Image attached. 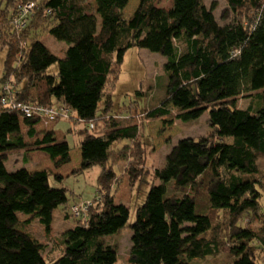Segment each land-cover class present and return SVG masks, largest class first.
<instances>
[{
    "label": "trees",
    "instance_id": "16d2710c",
    "mask_svg": "<svg viewBox=\"0 0 264 264\" xmlns=\"http://www.w3.org/2000/svg\"><path fill=\"white\" fill-rule=\"evenodd\" d=\"M129 1L0 0L1 85L11 82L19 101L83 109L82 162L73 174L100 168L85 218L72 217L69 209L79 203L71 204L65 217L73 218V228L53 238V213L67 210L68 198L64 188L49 185V178H62L49 170L9 172L5 162L18 150L41 151L58 169L69 163L71 148L52 131L32 143H25L17 129L7 135L15 113L0 103V264H115L117 244L106 238L127 225L132 230L128 264H194L221 254L229 264H258L256 251L264 250L258 182L264 159V0H224L231 20L222 25L214 17V3L206 7L203 0H188L198 27L192 37L183 20L185 0H172L169 9L137 0L125 20L122 11ZM20 2L36 7L16 33L10 17ZM44 33L66 47L53 53L41 39ZM133 48L163 56L167 75L160 105L140 115L116 109L113 102L119 82L114 54ZM53 65L56 72L49 74ZM242 97H254L257 109L238 108ZM207 110L209 133L177 141L164 165L153 170L159 183L151 185L129 224V208L114 203L120 179L109 165L111 145L128 141L124 172L135 191L147 175L139 124L173 115L194 121ZM23 119L33 137L39 120ZM95 130L100 133H89ZM19 213L36 217L48 234L26 231L23 223L29 220L20 221ZM245 217L259 223L242 225Z\"/></svg>",
    "mask_w": 264,
    "mask_h": 264
},
{
    "label": "rangeland",
    "instance_id": "374dc122",
    "mask_svg": "<svg viewBox=\"0 0 264 264\" xmlns=\"http://www.w3.org/2000/svg\"><path fill=\"white\" fill-rule=\"evenodd\" d=\"M206 7H210L211 3L215 4L214 17L219 24L229 23L231 19H228V9L224 0H203ZM154 4L157 7L169 9L172 6V0H154ZM137 6V0H130L127 6L123 9V18L127 20L134 12ZM183 20L185 23L186 34L189 37L198 34V27L191 17V5L188 0L182 3ZM257 21V20H256ZM43 43L50 48L53 53H60L65 46L64 43L54 40L52 37L44 33L41 36ZM63 45V46H62ZM61 55V54H57ZM4 53H0V87L1 79L4 75L3 67ZM114 60L119 66V82L117 89L113 95V102L115 108H127L132 112H136L138 115L142 114L145 110H150L158 107L162 102L167 84V75L163 69L165 58L158 53H152L145 49L133 48L126 52H119L114 54ZM49 74H55L56 65H53L48 70ZM249 106L255 110L258 107V103L254 97H242L238 101V108L245 109ZM124 108V109H125ZM133 108V109H132ZM135 109V110H134ZM253 110V111H254ZM73 114V113H72ZM128 115V111L125 113ZM208 110L194 121H182L176 119L175 115L172 117L163 119H157L148 123L141 122L139 124V131L141 139L147 148V161L146 170L147 175L140 181L139 187L135 191H130L129 185L119 183L118 192L115 195V204L125 205L129 207V221L132 223L135 219V209L140 206L149 191L152 184L157 185L158 180L152 178V173L155 168L162 167L164 165L165 156L169 153L171 148L182 138H198L205 136L209 133ZM60 130L63 133L67 131V124L64 121H59ZM92 135H98L99 130L89 131ZM73 136L67 137V141L71 147H74L72 153L73 160L71 165H76L78 162V146L74 144ZM126 140H120L110 147L111 152H116L117 157L128 159ZM112 154V153H111ZM122 155V156H121ZM8 156L5 162L7 170L9 172H15L23 169L22 167H28L27 165L15 164L13 160ZM113 158V154L111 155ZM118 159V158H116ZM115 160V158H113ZM120 161V160H118ZM117 161V162H118ZM117 177L124 174L125 165H118L117 163L109 161ZM43 164L42 161L38 162ZM79 164V163H78ZM77 164V165H78ZM76 165V166H77ZM76 166H69V170H73ZM50 171V170H49ZM69 171V172H70ZM51 172V171H50ZM68 172V173H69ZM100 172L99 167L94 166L90 169L83 171V173L73 174L67 173L62 183L55 181L53 177L49 178V185L53 188H64L68 198L67 210L64 211V207H59L53 213L52 232L51 235L56 237L59 234H63L65 231L73 228L74 220L72 217L66 218L65 214H68V208L73 203H91L96 195V179ZM52 173V172H51ZM259 189H260V202L262 211L264 213V159L259 160V175H258ZM20 221L29 220V223H23L26 231L30 232L34 236L39 234H48L45 232L43 225H41L36 217L17 214ZM259 220H252L249 217L243 219L242 225L257 226ZM132 230L128 227H124L117 234L108 236L106 240L112 244H117V261L115 264H128V252L131 246ZM228 248L224 249L226 252ZM257 263L264 264V250L256 251ZM230 259L224 254L212 257L210 259L198 258L194 264H229Z\"/></svg>",
    "mask_w": 264,
    "mask_h": 264
},
{
    "label": "crops",
    "instance_id": "0c3cea01",
    "mask_svg": "<svg viewBox=\"0 0 264 264\" xmlns=\"http://www.w3.org/2000/svg\"><path fill=\"white\" fill-rule=\"evenodd\" d=\"M137 4H138V1H137ZM29 95L31 97H34L35 96L34 91L30 90L29 91ZM55 106H59V105H55ZM72 113H73L72 114V118L70 120H58V121H55V122H45V121L39 120L38 123L33 126V130L35 131V135L33 137L27 136L28 126L25 124L24 119L21 116L17 115V114L11 116V121L14 122V125L11 128L9 126H6L5 129H7L6 130V134L7 135H8V132H10V131H12L14 129H17L19 131V133L21 135H23L25 143L34 142L36 139L41 138L42 132H48V131H52L53 132L54 137H55V139L57 141L64 140L68 144H69V142L67 141V137L73 136L75 138V139H73V142H74L75 145L78 146V155H77L78 162H77V164L78 163L79 164L78 165L76 164L77 166L74 165V164L73 165L70 164L71 160H73L72 153L74 151V147H71L70 145H69L70 148H71L70 161H69V163L61 166L58 169H55L53 167L52 162L49 159V156L47 154L41 152V151H32V152H25L24 150L15 151V152L10 154L11 155L10 156L11 159L13 160V158H14L13 162L16 165L17 164H20V165L23 164V166L27 165L28 167H22V168L27 170L28 172L50 170L53 175H57V176H60L62 178L60 181L54 179L55 181H58L60 183H62V180L64 179V177H66L70 172L73 173L74 171L79 170L81 162H82L81 150H80V147H79V142H80V140L82 138L81 134L84 131V129L87 128V126L84 125V121H83V118L85 117V111L83 109L72 111ZM124 116L122 115V117H124ZM59 121H64V124L68 125L66 133H63L60 130V125H59L60 123H58ZM127 146H128V141H127V145H125L124 147L127 148ZM110 153L113 154V158H115V160H113V158H111L112 154H110L109 161L112 160V162L117 163L118 165H122L123 163H124L123 165H125V163H126L125 158L117 157V155L115 154L116 152H111L110 151ZM116 158H118V159H116ZM118 160H120V161H118ZM40 161H42L43 164H39L38 165V162H40ZM109 165H111L110 162H109ZM69 166H76V167L73 170L70 171L69 170ZM123 172H124V169H123ZM117 178L120 179V184L123 183V184L128 185V176L126 175L125 172H124L123 175H121L120 177H117ZM58 188H60V187H58ZM114 203H115V200H114ZM123 206H125L127 208L129 207L127 204H125ZM42 235L40 237V241L41 242H45L46 238H43ZM59 235H57V236H59ZM49 244L51 245V243H49Z\"/></svg>",
    "mask_w": 264,
    "mask_h": 264
},
{
    "label": "built area",
    "instance_id": "2783aa9c",
    "mask_svg": "<svg viewBox=\"0 0 264 264\" xmlns=\"http://www.w3.org/2000/svg\"><path fill=\"white\" fill-rule=\"evenodd\" d=\"M36 7L35 3H17L10 17V24L16 33L21 32L27 23L28 17ZM50 13L49 11L47 12ZM237 53L238 51L235 50ZM0 103L5 108L21 116L22 118H36L45 122H55L58 120H70L72 118V110L63 106H40L31 102L19 101L15 98L13 84L7 81L1 85ZM89 130L93 129V125L89 124ZM90 203H79L71 206L70 214L74 218H85Z\"/></svg>",
    "mask_w": 264,
    "mask_h": 264
}]
</instances>
